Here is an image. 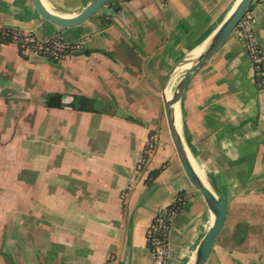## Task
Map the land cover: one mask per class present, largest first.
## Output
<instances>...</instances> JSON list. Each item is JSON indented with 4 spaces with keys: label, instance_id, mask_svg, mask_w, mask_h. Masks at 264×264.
Here are the masks:
<instances>
[{
    "label": "crops",
    "instance_id": "1",
    "mask_svg": "<svg viewBox=\"0 0 264 264\" xmlns=\"http://www.w3.org/2000/svg\"><path fill=\"white\" fill-rule=\"evenodd\" d=\"M45 1L72 17L92 0ZM238 1L109 0L62 28L31 0H0L3 26L82 44L54 61L0 40V264H152L148 227L177 197L187 204L170 230V262H194L213 213L170 151L142 158L151 137L177 155L168 79ZM250 9L264 55V2ZM81 96L126 116L48 105ZM179 107L185 146L228 203L207 264H264V86L242 40L231 33L192 72Z\"/></svg>",
    "mask_w": 264,
    "mask_h": 264
},
{
    "label": "water",
    "instance_id": "2",
    "mask_svg": "<svg viewBox=\"0 0 264 264\" xmlns=\"http://www.w3.org/2000/svg\"><path fill=\"white\" fill-rule=\"evenodd\" d=\"M31 1L42 18L48 20L56 26L66 28L83 23L98 13L108 3L109 0H92L77 15L72 17H66L56 13L55 11L49 10L45 6L43 0ZM252 1L253 0H241L237 6L232 9L225 20L221 23L217 31L213 34L202 53H200L196 60L185 69L176 85L175 91L172 93V97L169 100L164 99L166 121L178 159L190 183L203 196L214 216L213 223L203 237L197 250L196 258L192 264H207L211 258L216 241L226 225L228 203L225 197L218 195L211 185L210 187L205 185L197 173L193 163L191 162L185 143L183 142L181 135L179 134V131L175 125L174 106L177 103L180 104L183 92L192 75V72L200 68L229 37L233 29L238 24L239 20L242 18L243 14L247 9L250 8ZM48 105L52 107L65 106L88 111L102 110L104 112H113L119 116H126V113L121 109L112 111L107 106L102 108L100 104L99 107H97L95 100L85 96L74 99L70 103L62 101L60 97H51L48 101Z\"/></svg>",
    "mask_w": 264,
    "mask_h": 264
},
{
    "label": "built area",
    "instance_id": "3",
    "mask_svg": "<svg viewBox=\"0 0 264 264\" xmlns=\"http://www.w3.org/2000/svg\"><path fill=\"white\" fill-rule=\"evenodd\" d=\"M260 1L264 2V0ZM254 25L255 14L249 8L233 29L232 34L245 44L258 84L264 86V55L256 40ZM0 37L8 38L16 43L25 54L43 55L54 61L67 59L73 52L82 48L81 43L67 41L60 36L43 39L31 30L22 31L2 24H0ZM154 146V138L151 137L145 145L143 163L153 152ZM186 204L187 201L184 198L177 197L168 205L160 207L150 223L146 236L152 264H171L169 234L174 220ZM105 264H114V260L108 259Z\"/></svg>",
    "mask_w": 264,
    "mask_h": 264
},
{
    "label": "bare ground",
    "instance_id": "4",
    "mask_svg": "<svg viewBox=\"0 0 264 264\" xmlns=\"http://www.w3.org/2000/svg\"><path fill=\"white\" fill-rule=\"evenodd\" d=\"M238 1V0H237ZM241 0H239L235 6H237V4L240 2ZM45 6L52 11V9L49 7V4L43 0ZM207 43L205 45H203V47L198 48L197 50H193L191 53H189L188 57L183 60L181 63H179V65L176 67L175 72L180 70V69H186L188 68L195 60L196 58L200 55V53H202V51L205 49ZM192 57V58H190ZM175 73L171 75V77L168 79L166 88H165V99L169 100L172 97V89L174 86V81H175ZM178 80V79H177ZM175 109V125L177 127V130L179 131V134L181 135L180 131H181V122H180V107H179V103L175 104L174 106ZM181 138L183 140V137L181 135ZM184 142V141H183ZM187 148V147H186ZM188 151V149H187ZM189 153V151H188ZM189 157L191 159V162L193 163L197 173L199 174V176L201 177L202 181L205 183V185L210 187V184L208 182V180L205 178L204 174L202 172H200L197 169V166L194 164L193 159L191 154L189 153Z\"/></svg>",
    "mask_w": 264,
    "mask_h": 264
},
{
    "label": "rangeland",
    "instance_id": "5",
    "mask_svg": "<svg viewBox=\"0 0 264 264\" xmlns=\"http://www.w3.org/2000/svg\"><path fill=\"white\" fill-rule=\"evenodd\" d=\"M72 1H76V0H72ZM60 2L62 3V4H64L61 0H60ZM65 2V1H64ZM52 8V7H51ZM191 53V52H190ZM190 58H192V57H190ZM184 69H180V70H178V71H176L175 72V81H174V86H173V88L174 89H172V93L175 91V89H176V85H177V83H178V81H179V76H180V74H179V72H182ZM184 72V71H183ZM178 79V80H177ZM96 106L97 107H99V103L98 102H96ZM162 124H163V126L165 125L163 122H162ZM165 141H167V139L166 138H164V137H162L161 139L159 138V140H157L156 142H155V146H154V150H153V152L149 155V158L153 155V153L155 154V153H162V154H167V152L168 151H170V153L172 154V159H171V161H172V166L173 165H178L177 163H180L179 162V159H178V157H177V155L174 153V149L171 147V146H168V147H166L165 146ZM166 147V148H165ZM194 162V161H193ZM196 166H197V169L200 171V172H203V170H202V167L200 166V165H197L196 163H194ZM173 170V169H172ZM204 176H205V178H206V175L204 174ZM208 181H209V179L208 178H206ZM210 182V184H212L211 183V181H209ZM213 186V185H212ZM224 235H225V238L227 239V231H225L224 232Z\"/></svg>",
    "mask_w": 264,
    "mask_h": 264
},
{
    "label": "trees",
    "instance_id": "6",
    "mask_svg": "<svg viewBox=\"0 0 264 264\" xmlns=\"http://www.w3.org/2000/svg\"><path fill=\"white\" fill-rule=\"evenodd\" d=\"M0 40L3 41V42H12V41H11L10 39H8V38L3 39V38L0 37ZM20 51H21V50H20ZM21 52H22V51H21ZM159 171H160V169L154 171V173L156 174V173H158Z\"/></svg>",
    "mask_w": 264,
    "mask_h": 264
}]
</instances>
